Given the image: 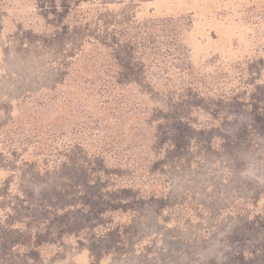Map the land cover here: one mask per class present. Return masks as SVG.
<instances>
[{
  "label": "rangeland",
  "instance_id": "rangeland-1",
  "mask_svg": "<svg viewBox=\"0 0 264 264\" xmlns=\"http://www.w3.org/2000/svg\"><path fill=\"white\" fill-rule=\"evenodd\" d=\"M93 1L106 28L137 18L191 21L183 42L195 76L214 69L227 79L210 98L174 93L171 108L154 112L155 120L168 112L164 130L176 135L182 123L188 135L183 146L171 139L155 165L153 194L106 193L113 169L90 194L48 202L51 194H31L5 166L0 264H264V0ZM56 9L0 0V133L23 99L55 88L63 66L97 36L62 32L73 8Z\"/></svg>",
  "mask_w": 264,
  "mask_h": 264
},
{
  "label": "trees",
  "instance_id": "trees-1",
  "mask_svg": "<svg viewBox=\"0 0 264 264\" xmlns=\"http://www.w3.org/2000/svg\"><path fill=\"white\" fill-rule=\"evenodd\" d=\"M37 1L54 3L58 14L61 6L73 8L65 12L69 21L61 18L62 32L96 29L97 36L63 66L55 88L26 96L17 106L0 133V172L12 165L14 177L22 176L31 194H51L48 202L60 201L58 194H90L113 169L106 193L153 194L148 178L161 176L155 165L171 139L183 146L188 135L182 123L178 134L165 132L168 112L157 120L154 112L163 110L161 104L168 107L174 93L212 97L227 72L195 76L200 70L183 42L191 21L137 18L127 28H106L93 0Z\"/></svg>",
  "mask_w": 264,
  "mask_h": 264
}]
</instances>
